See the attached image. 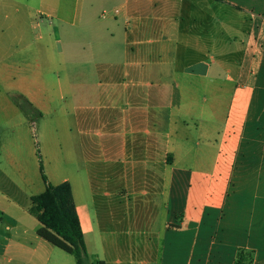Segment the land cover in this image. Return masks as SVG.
Returning <instances> with one entry per match:
<instances>
[{
	"label": "crops",
	"instance_id": "crops-1",
	"mask_svg": "<svg viewBox=\"0 0 264 264\" xmlns=\"http://www.w3.org/2000/svg\"><path fill=\"white\" fill-rule=\"evenodd\" d=\"M32 1L0 0V264L47 259L29 212L40 161L105 264H234L240 249L264 264V0H78L90 25L110 15L90 35L93 91L76 81L70 100L59 82L60 106L51 34L35 33L58 8ZM13 93L41 112L34 129Z\"/></svg>",
	"mask_w": 264,
	"mask_h": 264
},
{
	"label": "rangeland",
	"instance_id": "rangeland-1",
	"mask_svg": "<svg viewBox=\"0 0 264 264\" xmlns=\"http://www.w3.org/2000/svg\"><path fill=\"white\" fill-rule=\"evenodd\" d=\"M42 1L43 5H50L53 3L55 7L58 8L57 13L52 18L44 17L43 21L37 18V23L40 24V27H37V30H35V33L47 32L51 34L49 39V50H46L45 52V64L47 76L53 88L54 95L57 96V87L58 83L60 82L62 88L70 92L71 96L69 99L71 100L73 98L72 93L75 91L74 89H71V86H75L74 84L76 81L79 82L81 80L90 82V84L84 87L83 90L86 91V89H90L89 92H92L93 90L91 87L97 80L94 73V64L97 63V60L93 54L94 50L90 46V43L91 41H94V38L90 37V35L91 33L97 32L101 29L102 32H107L105 31L106 26L103 24L105 21L102 20L101 17L109 16V10L105 7H98L95 13V25H90L88 20L81 19L80 12L78 11V3H76L78 0ZM31 4L34 7L35 12L39 7V4L37 5V0H33ZM83 35H85L86 38L81 39V41H70L71 39L69 36H77L78 38H81ZM56 102L57 105L60 106L61 101L59 100L58 96ZM57 116L61 135L63 136L65 135L66 131L65 122L60 111H57ZM29 122L32 124L30 120ZM36 144H38L37 141ZM78 146L79 138L76 137L77 149ZM72 171L75 172L76 168L74 167ZM89 243L91 248H95L94 241L90 240ZM46 244L49 248V251H47V254L45 255L47 259L39 264H76V259L72 255L58 247L51 245L50 243ZM96 246H98V251L101 253V255H104V252H102L99 245L96 244ZM24 264L32 263L24 262ZM87 264H90V262L88 261Z\"/></svg>",
	"mask_w": 264,
	"mask_h": 264
},
{
	"label": "trees",
	"instance_id": "trees-1",
	"mask_svg": "<svg viewBox=\"0 0 264 264\" xmlns=\"http://www.w3.org/2000/svg\"><path fill=\"white\" fill-rule=\"evenodd\" d=\"M11 97L31 121L34 129L35 121L41 117V112L23 95L13 93ZM40 164L46 190L43 194L32 198L29 209L31 215L41 225L38 235L51 245L72 255L76 259V264H87L88 261L90 264H105L88 253L71 184L65 182L58 186L51 185L44 173L42 161ZM253 260L254 253L252 251L240 249L234 264H253Z\"/></svg>",
	"mask_w": 264,
	"mask_h": 264
}]
</instances>
